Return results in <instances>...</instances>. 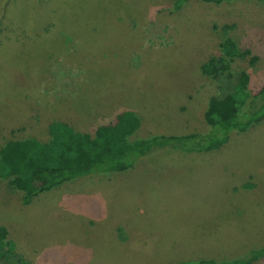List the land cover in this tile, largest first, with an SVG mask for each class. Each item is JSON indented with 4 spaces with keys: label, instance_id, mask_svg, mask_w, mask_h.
<instances>
[{
    "label": "rangeland",
    "instance_id": "1",
    "mask_svg": "<svg viewBox=\"0 0 264 264\" xmlns=\"http://www.w3.org/2000/svg\"><path fill=\"white\" fill-rule=\"evenodd\" d=\"M174 1L0 0V147L27 137L46 142L55 121L92 135L122 111L139 119L129 140L204 135L217 88L201 65L227 37L257 58L230 64L249 74L248 92L257 93L264 6L188 0L175 10ZM0 225L10 244L0 246V264H176L244 255L264 246V119L218 149H157L127 171L76 178L29 204L0 178Z\"/></svg>",
    "mask_w": 264,
    "mask_h": 264
},
{
    "label": "trees",
    "instance_id": "2",
    "mask_svg": "<svg viewBox=\"0 0 264 264\" xmlns=\"http://www.w3.org/2000/svg\"><path fill=\"white\" fill-rule=\"evenodd\" d=\"M188 0H175L179 9ZM220 4L228 0H201ZM264 6V0H252ZM231 24L223 29L232 28ZM257 58L250 49L241 50L230 37L218 45V52L202 65L204 75L216 81L217 93L212 95L204 112L210 127L208 133L183 135H153L129 140L139 122L131 111L118 112L113 121L98 125L93 134L79 132L63 122H52L48 127L50 139L42 142L35 137L9 139L0 147V178L14 190L22 193L23 204H29L41 193L48 192L62 183L96 173L124 172L134 162L154 150L172 148L185 152H205L220 148L233 132H245L264 119V83L253 95L248 92L249 74L231 71L230 64L236 57ZM248 103L249 109L241 113ZM7 230L0 225V246L5 243ZM12 248L4 252L10 255ZM264 259V246L252 248L244 255L231 259L213 258L183 261L176 264H252ZM21 264H27L20 259Z\"/></svg>",
    "mask_w": 264,
    "mask_h": 264
}]
</instances>
